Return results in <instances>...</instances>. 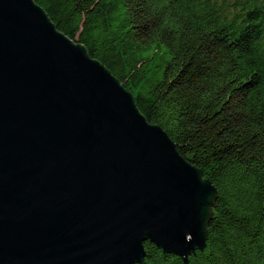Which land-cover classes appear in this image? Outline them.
<instances>
[{
	"label": "water",
	"instance_id": "1",
	"mask_svg": "<svg viewBox=\"0 0 264 264\" xmlns=\"http://www.w3.org/2000/svg\"><path fill=\"white\" fill-rule=\"evenodd\" d=\"M216 189L34 0H0V264L187 263Z\"/></svg>",
	"mask_w": 264,
	"mask_h": 264
},
{
	"label": "trees",
	"instance_id": "2",
	"mask_svg": "<svg viewBox=\"0 0 264 264\" xmlns=\"http://www.w3.org/2000/svg\"><path fill=\"white\" fill-rule=\"evenodd\" d=\"M216 189L186 264H264V0H34ZM141 264H185L149 241Z\"/></svg>",
	"mask_w": 264,
	"mask_h": 264
}]
</instances>
